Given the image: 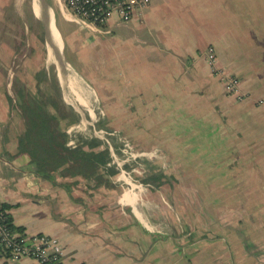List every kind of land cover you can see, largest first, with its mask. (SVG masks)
<instances>
[{"label": "crops", "instance_id": "0c3cea01", "mask_svg": "<svg viewBox=\"0 0 264 264\" xmlns=\"http://www.w3.org/2000/svg\"><path fill=\"white\" fill-rule=\"evenodd\" d=\"M46 1L63 23L68 70L106 106L137 118L132 133L163 172L139 157L129 164L137 172L106 183L42 165L25 124L28 27L13 22L27 0H0V203L10 205L12 224L56 236L65 264H230L212 253L226 241L220 225L236 223L204 182L221 191L220 180H207L231 172L264 213V106L255 105L264 99V0H150L128 21L111 18L107 33L68 20L65 0ZM209 44L217 64L240 76L242 100L226 95L206 65ZM193 166L215 168L206 178ZM248 257L264 264V256ZM0 264L38 263L0 256Z\"/></svg>", "mask_w": 264, "mask_h": 264}, {"label": "rangeland", "instance_id": "374dc122", "mask_svg": "<svg viewBox=\"0 0 264 264\" xmlns=\"http://www.w3.org/2000/svg\"><path fill=\"white\" fill-rule=\"evenodd\" d=\"M22 7L23 8H20V12H13V22H16L15 20H17L23 27H28L29 32L28 39L25 38L23 42L24 46L28 50L26 54L29 55L28 57L30 65L29 73L27 74V93L30 97L32 94L37 93L38 90H41L40 98H45V92H47L48 99L51 102H55L56 105L60 92L56 77V69L52 50L51 48H49V50L47 48V44L44 40L43 25L41 21L38 18H36L35 21L32 15V0H27V5L26 3H24ZM32 23L34 26H32ZM61 24L63 26V23L58 18V25L60 28ZM31 50H33V52L30 53L29 51ZM21 55L22 54H20V58ZM15 61L17 64H19V61ZM13 66L15 67V65ZM68 66L70 65L66 64V71ZM71 71L72 70H68V74L70 75L75 90L72 91L66 86L65 92L67 93L68 97L70 96L69 99L78 105V97L80 96V102L85 103V105H83L85 108H83L82 106L80 107L86 115V119L92 120L96 124H102V128L109 131L111 129L106 127L107 125L116 126L120 123H122L123 127H127L131 131L134 130L132 125L135 121H137V118L127 115L123 116L122 114H118L117 111L113 110L108 105L106 106V104H104V102H102V100L100 99V93L88 87L85 82L80 79L77 73L76 75L73 72L71 73ZM38 80H41V82L39 83ZM86 87H88V90L86 89ZM76 95L78 97H76ZM54 98H56V100ZM59 103L60 104H58L57 108L59 111L61 110L60 112L66 115V120H73L70 124H68L69 126L64 129L69 136V143H73L74 136H82L83 138L88 139L96 138V140H98L100 144H98L96 147L90 148V150L93 149L99 152L98 154L102 153V156H105L106 153L109 155V159L106 161L107 165L104 166H117V164L119 165L117 166V172L113 175L119 174L120 176L122 169L126 171L127 175L128 173L133 174L135 171L137 172V170H134L132 167L131 168L133 170H126L122 167L124 163L132 165L134 163V160L136 162H141L133 148L127 147L123 142L120 141L116 134L99 133L98 135H96L92 131V128L89 124H87L83 119L78 118L75 113L65 108L61 100ZM72 113L74 114L73 117ZM89 114L91 117H89ZM152 140H150L148 136H145V143L151 142ZM238 161L241 162V160L239 159ZM140 164L139 167L144 168V166ZM193 167L194 173L196 175L202 177L203 174L206 176V178L207 176L212 177V175H208L207 173L213 172L215 168L207 167L204 168L205 171H203L202 167ZM241 167L243 170L245 169V166L243 164ZM180 169L185 173L192 172L190 168H186L184 170L183 166L181 165ZM146 171L147 169L145 167V172ZM224 173L225 176H221V179L215 178L207 180L210 181V183L212 181L215 182L220 180L222 182L220 186L221 191H213L214 189L212 184L208 186V182L205 181L204 183L209 189L212 190V193L216 197L217 202L219 203V206L222 210L221 214H223L225 211H228L231 216V220L227 222H231V226L236 223V226L235 228L232 227V231V229L229 228L230 226L223 227L222 225H220V230L226 237L223 235L220 236L222 238H225L226 241L224 240L222 241V244L217 245L212 254H215L214 256H221L222 261L227 260V258L229 257L230 259L228 261L230 262V264H250V259L248 256H264V213L261 212V207L259 205H256L252 208L248 204L247 198L244 195V189H242L241 187L243 186V182L238 183L239 181H237V183L234 184L235 177H232L234 174H230L231 172L229 173L227 171H224ZM113 175H111L110 177H112ZM162 177L163 176L161 175V178ZM233 184L236 186H233ZM230 185L231 190H229ZM235 189L237 191H235ZM210 218L217 220V217L213 218V216H210ZM234 231L236 232V234L234 233ZM228 235H230L231 237H227ZM205 236H208V232L205 233ZM210 237L212 238L213 236L211 235ZM218 251H220V255L217 254ZM257 263H262V261Z\"/></svg>", "mask_w": 264, "mask_h": 264}, {"label": "built area", "instance_id": "2783aa9c", "mask_svg": "<svg viewBox=\"0 0 264 264\" xmlns=\"http://www.w3.org/2000/svg\"><path fill=\"white\" fill-rule=\"evenodd\" d=\"M150 4V0H65L64 9L68 20L91 33L110 32L106 27L108 21L116 17L119 21L130 20ZM205 59L211 73L220 81L226 95L237 101L246 93L241 90L240 80L236 74L217 64L212 47L205 51ZM264 106V99L256 100ZM121 176L128 177L126 171ZM63 249L56 236L35 233L27 234L10 228L4 221V212L0 209V256L7 259L29 257L38 264H65Z\"/></svg>", "mask_w": 264, "mask_h": 264}, {"label": "trees", "instance_id": "16d2710c", "mask_svg": "<svg viewBox=\"0 0 264 264\" xmlns=\"http://www.w3.org/2000/svg\"><path fill=\"white\" fill-rule=\"evenodd\" d=\"M208 47L214 49L212 44L207 45L206 50ZM236 75L241 83L240 76L238 74ZM38 82L40 83L41 80H38ZM59 92L60 95L58 96L56 105L55 102H51L48 99L47 92H45V98H40L41 90L32 94L29 97L27 104V117L25 124H27L30 142L40 148L42 165L46 168L63 167L64 173L70 176L83 175L85 172H88V175H99L101 181L109 183L108 177L117 172V167L115 165L104 166L107 165L106 161L109 159L107 153L105 156H102V153L98 154L99 152L93 149L90 150V148L96 147L100 144L99 141L96 140V138L88 139L83 138L82 136H74L73 143L68 142L69 136L64 129L67 128L69 126L68 124L73 120H66V115L60 112L61 110H58L57 107L58 104H60V100L65 108L75 113L78 118H80V115L65 104L61 96L60 87ZM54 99L56 100V98ZM256 100L255 105L259 106L256 103ZM73 113L72 117L74 115ZM122 167L126 170H130L129 164L127 163H124ZM220 183L222 184L221 181ZM9 207L10 205L7 203H0V209L4 212V221H6L13 230L23 232L20 227L12 224L10 215L7 212Z\"/></svg>", "mask_w": 264, "mask_h": 264}, {"label": "water", "instance_id": "95a60500", "mask_svg": "<svg viewBox=\"0 0 264 264\" xmlns=\"http://www.w3.org/2000/svg\"><path fill=\"white\" fill-rule=\"evenodd\" d=\"M32 6H33V12H34V7L36 6L37 8V14L36 17L41 21L43 25V34H44V40L46 42V30L50 29L51 30V22L54 25V28L56 29L59 38H60V46L55 44V54L53 56L54 58V64H55V69H56V77L57 81L61 90V96L65 104H67L69 107H71L73 110H75L77 113H79L80 118L83 119L87 124H89L92 128V131L98 135L99 133H112L116 134L118 138L120 139L121 142H123L127 147H131L134 149L135 153L137 154L138 157H142V160L145 162L149 163L150 168L157 172V173H162L163 168L159 165L153 164L149 162L146 158V154L144 153L143 149L139 147L138 144V135L133 134L131 130H129L127 127H123L122 123L117 124L116 126H111L107 125L106 127L110 128L111 130H106L103 129L102 124H96L92 120L86 119V115L82 111V108L80 105L74 103L71 101L67 93L65 92V87L66 85L64 84V74H65V69H66V59L64 55V45H63V40L61 36V32L59 29L58 22L54 16L53 11H50V6L47 3L46 0H32ZM35 13V12H34ZM131 144V145H130Z\"/></svg>", "mask_w": 264, "mask_h": 264}, {"label": "bare ground", "instance_id": "6f19581e", "mask_svg": "<svg viewBox=\"0 0 264 264\" xmlns=\"http://www.w3.org/2000/svg\"><path fill=\"white\" fill-rule=\"evenodd\" d=\"M52 9L50 8V11H51ZM34 12H35V14L38 16V14H37V8H36V6L34 7ZM54 43H57V45L58 46H60V38H59V35H58V33H57V31H56V29L54 28V25H53V23L51 22V30L50 29H47L46 30V44H47V48H48V50H49V48H51V50H52V53H53V56H54V54H55V44ZM72 75V74H71ZM63 82H64V84L67 86V88H69L70 90H72V91H74L75 89V87H74V85H73V83H72V80H71V78H70V75L68 74V68H67V71H66V69H65V74H64V80H63ZM70 97V96H69ZM68 97V98H69ZM76 97H78L77 95H76ZM75 97V98H76ZM72 99V98H71ZM77 100V99H76ZM81 101V99H80V96L78 97V102H79V105L80 106H82L83 108H85L83 105H85V103H83V102H80ZM90 109V108H89ZM89 117H91L90 116V114H89Z\"/></svg>", "mask_w": 264, "mask_h": 264}]
</instances>
